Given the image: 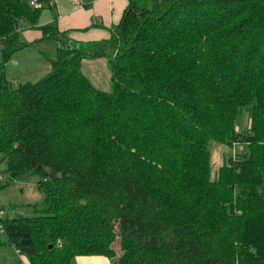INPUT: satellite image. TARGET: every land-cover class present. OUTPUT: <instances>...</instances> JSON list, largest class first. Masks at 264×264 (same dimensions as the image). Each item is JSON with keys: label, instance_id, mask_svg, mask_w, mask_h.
I'll return each mask as SVG.
<instances>
[{"label": "trees", "instance_id": "1", "mask_svg": "<svg viewBox=\"0 0 264 264\" xmlns=\"http://www.w3.org/2000/svg\"><path fill=\"white\" fill-rule=\"evenodd\" d=\"M36 1L0 0L4 60ZM38 29L49 71L14 86L0 73V180L33 177L41 199L0 217V245L28 264H264V0H127L95 41ZM96 57L109 92L80 71ZM209 141L243 147L215 178Z\"/></svg>", "mask_w": 264, "mask_h": 264}, {"label": "rangeland", "instance_id": "2", "mask_svg": "<svg viewBox=\"0 0 264 264\" xmlns=\"http://www.w3.org/2000/svg\"><path fill=\"white\" fill-rule=\"evenodd\" d=\"M23 60H29L33 57V60H29L30 67L25 68L26 73H33V75H43L44 56L53 58L55 54V44L51 39H45L42 43L36 44L33 48L24 49ZM41 50V52H40ZM39 54V55H38ZM10 58V57H9ZM6 60L1 57L0 53V73L2 72L5 79L16 85L23 79V75L20 72V67H13V58L17 60L20 56L15 53L11 55V60ZM42 58V59H40ZM80 71L85 75L92 85L102 91L109 92L111 90L109 83V70L107 67L106 59L103 57L85 58L80 63ZM18 80L14 82V80ZM234 124L237 129L243 130L249 124V106L240 107L238 110ZM210 152V176L216 177V171L222 163H224L228 156L233 160L236 154L243 150L242 145L239 144H219L212 141L208 142ZM6 176V174H4ZM41 199L40 192L36 189V179L29 177L24 180H0V215L2 219L20 216L35 215L33 212L32 204L39 202ZM0 239H4L0 233ZM112 248L118 255L120 252L118 239H115L112 243ZM13 254V257H10ZM14 248L8 244L0 245V264H14L17 260V264H21L19 256Z\"/></svg>", "mask_w": 264, "mask_h": 264}, {"label": "crops", "instance_id": "3", "mask_svg": "<svg viewBox=\"0 0 264 264\" xmlns=\"http://www.w3.org/2000/svg\"><path fill=\"white\" fill-rule=\"evenodd\" d=\"M38 1L42 8L36 22L32 27L20 30L19 36L26 45L11 54L17 53L20 56L18 60L12 59L13 67H20V72L23 75L20 82L36 81L50 69V57L44 56L43 75L36 76L33 73H26L25 68L30 67L29 60H33V57L26 61L23 60V57L27 55L24 54V49L33 48L36 44L48 39L41 37L38 27L53 23L59 31H67L70 38L79 41L106 39L109 34L108 28L118 22L127 3V0H79V5H73L71 0H46L47 4H44L45 0ZM9 60H11V56ZM16 81L18 80L15 79L14 82ZM17 255L21 264H28L25 258L18 253ZM10 257H13V254ZM14 264H17V260L14 261ZM74 264H111V262L103 256H75Z\"/></svg>", "mask_w": 264, "mask_h": 264}, {"label": "built area", "instance_id": "4", "mask_svg": "<svg viewBox=\"0 0 264 264\" xmlns=\"http://www.w3.org/2000/svg\"><path fill=\"white\" fill-rule=\"evenodd\" d=\"M36 0H29V4L33 7V6H35V4H36ZM71 4H73V5H79V0H71ZM1 212V211H0ZM1 214V213H0ZM0 217H1V215H0ZM0 230H1V226H0Z\"/></svg>", "mask_w": 264, "mask_h": 264}]
</instances>
